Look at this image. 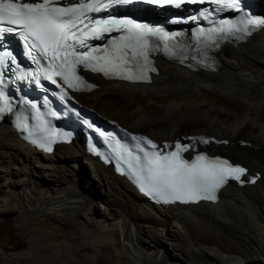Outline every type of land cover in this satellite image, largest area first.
<instances>
[{
	"label": "bare ground",
	"instance_id": "1",
	"mask_svg": "<svg viewBox=\"0 0 264 264\" xmlns=\"http://www.w3.org/2000/svg\"><path fill=\"white\" fill-rule=\"evenodd\" d=\"M244 36L214 45L210 68L195 65L189 50L175 49L185 57L158 56L148 82L91 75L98 87L78 98L107 119L149 133L162 147L180 137L192 141L189 152L227 155L246 168L241 180L254 177V183L229 182L217 202L153 203L81 140L39 150L4 118L0 216L55 217L50 231L38 227L34 234L42 240L40 259L53 255L56 264L71 263L68 256H74L62 254L69 242L85 253L112 248L127 264H264V25ZM83 173H92L102 191L84 187ZM40 246L15 257L0 247V264L22 262Z\"/></svg>",
	"mask_w": 264,
	"mask_h": 264
},
{
	"label": "snow or ice",
	"instance_id": "2",
	"mask_svg": "<svg viewBox=\"0 0 264 264\" xmlns=\"http://www.w3.org/2000/svg\"><path fill=\"white\" fill-rule=\"evenodd\" d=\"M147 3L155 5H172L179 8L184 3H208L215 5V11L234 9L240 11L239 0H79V3L60 6L58 0H0V40L3 34L15 33L23 42L25 54L37 67L25 71L19 69L15 58L8 51L0 52V84L3 83V72L9 70L6 61H10V70L16 79L31 78L37 86L40 77L56 85L60 89V98L66 95L64 88L57 83V77L68 88L76 89L84 81L77 75V66L102 72L105 76H116L127 80H147V72L155 71L150 68L148 52L154 49L150 45V38H157L163 42L164 52L174 57L175 51L168 48L167 40L181 33L165 32L161 28H150L146 24L137 23L127 17L117 19L108 15L103 19L94 18L92 14L100 13L113 4ZM205 19L208 18V9L200 12ZM189 19L195 20L196 17ZM180 21H173L179 23ZM264 25V19H223L218 26L207 29L198 27L192 31V37L197 46L208 47L219 39H227L243 33L249 34V26ZM113 31L119 35L107 36V42L92 46L89 41L102 40L105 34ZM2 47V44H0ZM41 59L46 66H41ZM183 63V59L180 60ZM202 62V61H201ZM132 67L137 71L132 72ZM19 69V70H18ZM91 88L92 85H86ZM0 112L10 110L7 98L0 92ZM34 111L33 119L42 118L36 113V105L31 104ZM18 127L27 131L28 126L24 118L18 117ZM99 133L100 130L96 129ZM104 135V133H100ZM32 133L25 138H30ZM51 136H55L52 133ZM134 140L143 141L149 148L145 149L137 144L141 155L133 156L123 146L117 144V154L125 159L128 169L141 190L164 201L179 200L183 202L200 199L215 200L216 189L228 178L240 179L245 169L232 166L226 160L208 159L199 154L189 163L181 158L180 153L188 148L178 142L172 151H158L156 145L147 138L133 137ZM45 151H50V138H43L42 142L31 141ZM165 148L168 146L165 145Z\"/></svg>",
	"mask_w": 264,
	"mask_h": 264
},
{
	"label": "rangeland",
	"instance_id": "3",
	"mask_svg": "<svg viewBox=\"0 0 264 264\" xmlns=\"http://www.w3.org/2000/svg\"><path fill=\"white\" fill-rule=\"evenodd\" d=\"M127 126L131 130L133 129V127L129 125ZM133 130L140 131L137 129ZM140 132L147 133L145 131ZM241 144L246 145L244 142H241ZM83 174L82 176L84 177V180L82 181V184L84 187L86 186L88 189H92V191L90 190L92 193H94L93 191H95V193H99V191H102V189H100V184L93 177L92 173H90L89 177L88 175ZM19 215L20 214L18 211H5L0 216V247H3V251L7 255L12 257L30 250L31 247L35 244L37 246L41 245V237L37 234H34V231L38 230V227L46 228L48 229V231H50V227L57 224V219L55 217L51 218V216L47 214L36 216L35 218L29 220L21 218ZM65 217L67 216L65 215ZM68 217L71 216L68 215ZM81 231L82 230L80 229V232ZM42 247L43 246H40V248L35 249L33 254L25 257L22 262L16 261L13 262V264H47L46 261H49L48 264H56L58 259H56V256L53 255L50 256V258L46 257L44 260L40 259V256L44 254V249H42ZM75 247L76 245L74 243L69 242L68 248L63 250L64 252H62V254H64L66 251L74 256L73 258L71 256H68V258L72 260L69 264H127L126 262L123 263V258L120 257L116 252H114L112 248L108 251H102L99 248L95 247L93 248L92 252L85 253L79 251L77 247ZM4 261L6 264H8L7 260Z\"/></svg>",
	"mask_w": 264,
	"mask_h": 264
},
{
	"label": "water",
	"instance_id": "4",
	"mask_svg": "<svg viewBox=\"0 0 264 264\" xmlns=\"http://www.w3.org/2000/svg\"><path fill=\"white\" fill-rule=\"evenodd\" d=\"M224 156L229 157V156H227V155H224ZM231 182H232V181H231Z\"/></svg>",
	"mask_w": 264,
	"mask_h": 264
}]
</instances>
